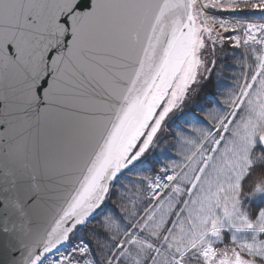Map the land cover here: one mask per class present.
Returning a JSON list of instances; mask_svg holds the SVG:
<instances>
[{"label":"snow or ice","instance_id":"1","mask_svg":"<svg viewBox=\"0 0 264 264\" xmlns=\"http://www.w3.org/2000/svg\"><path fill=\"white\" fill-rule=\"evenodd\" d=\"M0 264H264V0H0Z\"/></svg>","mask_w":264,"mask_h":264},{"label":"trees","instance_id":"2","mask_svg":"<svg viewBox=\"0 0 264 264\" xmlns=\"http://www.w3.org/2000/svg\"><path fill=\"white\" fill-rule=\"evenodd\" d=\"M224 61H218V64H222ZM237 69H229L226 70L225 74L220 77H217L216 72L220 71L219 68L215 69L213 72V76L211 80L201 89V95L205 92H211L213 94L217 93L218 91H224L230 86V78L227 76V71H236ZM219 84L220 87H214V85ZM151 151V150H150Z\"/></svg>","mask_w":264,"mask_h":264}]
</instances>
